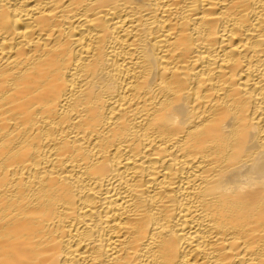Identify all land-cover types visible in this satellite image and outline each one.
Wrapping results in <instances>:
<instances>
[{"label": "bare ground", "instance_id": "obj_1", "mask_svg": "<svg viewBox=\"0 0 264 264\" xmlns=\"http://www.w3.org/2000/svg\"><path fill=\"white\" fill-rule=\"evenodd\" d=\"M0 264H264V0H0Z\"/></svg>", "mask_w": 264, "mask_h": 264}]
</instances>
